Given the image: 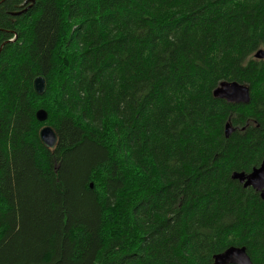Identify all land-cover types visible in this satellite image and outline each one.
I'll use <instances>...</instances> for the list:
<instances>
[{
	"label": "trees",
	"instance_id": "1",
	"mask_svg": "<svg viewBox=\"0 0 264 264\" xmlns=\"http://www.w3.org/2000/svg\"><path fill=\"white\" fill-rule=\"evenodd\" d=\"M23 2L0 0V264H214L230 247L264 264V200L232 178L264 160V0L12 16ZM226 81L251 101L216 98Z\"/></svg>",
	"mask_w": 264,
	"mask_h": 264
},
{
	"label": "water",
	"instance_id": "2",
	"mask_svg": "<svg viewBox=\"0 0 264 264\" xmlns=\"http://www.w3.org/2000/svg\"><path fill=\"white\" fill-rule=\"evenodd\" d=\"M36 3V0H24L18 6L19 11L11 12L12 16H21L29 11ZM255 58L264 60V50H259ZM36 94L42 96L47 90V82L44 76H39L33 83ZM216 98L225 100L229 103L248 104L251 101L250 87L238 82H222L214 91ZM36 118L43 123L48 120V113L44 109H40L36 113ZM226 137L229 138L234 129L230 123L226 125ZM42 144L48 149H54L58 144V134L53 127L46 125L39 133ZM234 180L239 181L245 188H253L260 193L264 200V160L259 168L254 169L251 173L234 172L232 174ZM214 264H255L249 256L245 247H230L224 252L214 257Z\"/></svg>",
	"mask_w": 264,
	"mask_h": 264
}]
</instances>
